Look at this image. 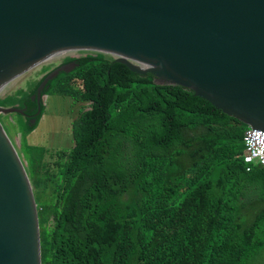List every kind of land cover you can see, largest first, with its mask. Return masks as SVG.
Masks as SVG:
<instances>
[{
    "label": "trees",
    "instance_id": "1",
    "mask_svg": "<svg viewBox=\"0 0 264 264\" xmlns=\"http://www.w3.org/2000/svg\"><path fill=\"white\" fill-rule=\"evenodd\" d=\"M72 62L42 90L84 104L72 125L75 144L60 152L59 175L50 179V202L37 191L47 190L49 180L36 177L39 166L49 172L47 150H33L39 162L32 173L27 167L43 264H247L255 258L264 248V166L244 160L249 125L194 90L160 83L109 54L81 51L64 60ZM50 69L24 100L9 103L27 106L18 114L29 133L43 117L37 92L57 68L43 71Z\"/></svg>",
    "mask_w": 264,
    "mask_h": 264
},
{
    "label": "water",
    "instance_id": "2",
    "mask_svg": "<svg viewBox=\"0 0 264 264\" xmlns=\"http://www.w3.org/2000/svg\"><path fill=\"white\" fill-rule=\"evenodd\" d=\"M81 51L192 89L264 131V0H0V264H43L18 114L27 107L9 103L51 66L44 102L47 82Z\"/></svg>",
    "mask_w": 264,
    "mask_h": 264
},
{
    "label": "rangeland",
    "instance_id": "3",
    "mask_svg": "<svg viewBox=\"0 0 264 264\" xmlns=\"http://www.w3.org/2000/svg\"><path fill=\"white\" fill-rule=\"evenodd\" d=\"M43 103L45 105V109L39 125L30 133L23 132L21 134V142L25 148L31 173L39 162V160H37V163H34L32 151L36 150L42 154V149L47 150L45 156L46 161L48 162L47 169L49 172H46V169L39 166L36 177L49 180V188L47 190L40 188L37 191H39V196L42 201L50 202L53 197V193L51 192L53 184L52 180L50 182V179L55 177V175H59L58 163L60 152L68 154L75 144L72 133V125L79 116L83 108L82 105L84 104L75 101L72 96L70 97L59 93L46 95ZM260 185H263L262 181ZM247 186L251 188V183L248 182ZM262 190L263 187H260L259 191L262 192ZM250 191L248 196H250ZM231 192L233 194H240L239 189H232ZM245 206L249 207L250 203H246ZM247 264H264V248H261L256 257Z\"/></svg>",
    "mask_w": 264,
    "mask_h": 264
},
{
    "label": "built area",
    "instance_id": "4",
    "mask_svg": "<svg viewBox=\"0 0 264 264\" xmlns=\"http://www.w3.org/2000/svg\"><path fill=\"white\" fill-rule=\"evenodd\" d=\"M244 141L245 162L264 166V131L250 127L244 136Z\"/></svg>",
    "mask_w": 264,
    "mask_h": 264
},
{
    "label": "flooded vegetation",
    "instance_id": "5",
    "mask_svg": "<svg viewBox=\"0 0 264 264\" xmlns=\"http://www.w3.org/2000/svg\"><path fill=\"white\" fill-rule=\"evenodd\" d=\"M34 100H36V98H33ZM16 105H19V104H16ZM20 106V105H19ZM27 107V106H26ZM28 109V108H27ZM27 109H26V111H27ZM28 116H30L29 114H27Z\"/></svg>",
    "mask_w": 264,
    "mask_h": 264
},
{
    "label": "clouds",
    "instance_id": "6",
    "mask_svg": "<svg viewBox=\"0 0 264 264\" xmlns=\"http://www.w3.org/2000/svg\"><path fill=\"white\" fill-rule=\"evenodd\" d=\"M250 127H251V126H249V128H250ZM249 128H248V129H249ZM252 128H253V127H252ZM244 155H245V151H244ZM247 164H250V165H251L252 163H247ZM250 169H251V168H250Z\"/></svg>",
    "mask_w": 264,
    "mask_h": 264
}]
</instances>
